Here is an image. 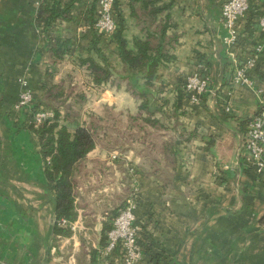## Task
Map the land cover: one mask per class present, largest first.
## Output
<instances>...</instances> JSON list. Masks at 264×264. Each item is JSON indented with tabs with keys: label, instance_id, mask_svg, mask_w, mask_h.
Listing matches in <instances>:
<instances>
[{
	"label": "crops",
	"instance_id": "crops-1",
	"mask_svg": "<svg viewBox=\"0 0 264 264\" xmlns=\"http://www.w3.org/2000/svg\"><path fill=\"white\" fill-rule=\"evenodd\" d=\"M223 1L157 0L170 7L152 18L140 1L133 12L131 0H118L128 48L136 49L134 40L145 37L146 26L158 31L167 14L168 36L177 35L172 58L148 85L142 74L126 70L114 35L91 28L98 0H78L71 20L49 28L38 23L40 0H0V264H122L119 250L105 252L104 227L134 191L145 247L139 264H264V172L257 173L243 155V122L264 107V50L249 71L254 84H231L235 67L223 42ZM251 4L264 14V0ZM262 15L250 25L248 16L240 19L239 58L262 40ZM50 34L71 41L70 54L56 66L48 53ZM95 35L99 52L90 47ZM87 56L111 63L121 85L116 78L91 87L79 61ZM48 68L56 82L73 72L86 94L76 119L66 120L61 110L60 122L72 132L88 113L108 109L127 123L140 112V93L148 95L158 120L154 127L100 133L77 174L78 217L70 236L54 234L56 182L47 177L40 137L27 124L30 112L15 107L21 78L35 103L44 102ZM201 70L210 90L196 104L183 91L184 81ZM188 133L195 134L187 139ZM166 141L175 150V167L161 151Z\"/></svg>",
	"mask_w": 264,
	"mask_h": 264
},
{
	"label": "trees",
	"instance_id": "trees-1",
	"mask_svg": "<svg viewBox=\"0 0 264 264\" xmlns=\"http://www.w3.org/2000/svg\"><path fill=\"white\" fill-rule=\"evenodd\" d=\"M78 0H54L53 2L43 1L38 9V23L47 28L53 27L58 20L67 21L72 19V8ZM140 1L141 6L146 8L145 14L156 18L160 13L169 9L170 4L157 5V0H131L132 11H135V3ZM250 7L246 13L248 16V25L251 24L254 15L263 13L256 6ZM117 28L114 32V38L118 43L120 57L125 63L126 70L135 74H142L146 78V83L152 85V80L160 64L172 58L169 53L170 47L178 41L177 35L168 36L170 24L169 14L166 15L165 21L160 24L158 31L152 32L150 27L146 26L145 37L134 40L135 50L128 48L127 39L123 33V16L120 12L118 0L115 1ZM264 15V14H263ZM96 18L91 22V28L96 33ZM100 33L101 32H98ZM153 39L157 42L154 43ZM71 41L60 35H48L47 47L50 63L54 66L59 65L70 54ZM98 35L94 36L91 42V48L100 51L97 46ZM80 64L86 66V75L89 79L88 84L91 87L100 89L109 82H115L121 85V77H116V70L109 62L100 63L92 56L80 57ZM56 72L46 70V93L43 103H34L33 108L38 109L41 105L50 107L54 110L55 116L52 119H45L40 124L31 123L29 127L34 130L40 137L42 155L46 162L47 177L56 182V200L54 210V234L70 236L72 229L70 224L78 217V211L75 203V189L77 187V174L80 170L83 160L87 154L95 147L100 133L117 128V126H138L139 129L144 127H154L158 120L155 117L154 110L151 109L150 99L147 94L140 93L141 104L140 112L131 115L128 122L122 121V116L114 110L108 109L105 114L88 113L86 119L81 125H78L72 132L69 126L61 124V110L64 111L66 120H74L78 117L79 108L86 100V94L82 89H78L77 81L74 82V73L68 71L61 81H55ZM131 80V79H130ZM130 90L135 92L131 83L127 85ZM181 96L184 92L181 91ZM187 95V94H186ZM178 104H181L179 98ZM177 104V105H178ZM260 111V110H259ZM251 120H245L244 125L249 124ZM161 125V124H160ZM163 125V124H162ZM162 127V126H160ZM246 133V132H245ZM107 133L103 134L106 135ZM184 135L183 133H181ZM195 133H188L187 139ZM161 151L166 155L170 165L175 167V150L168 141L161 147ZM119 212L115 213L117 215ZM114 215V216H115ZM63 220L67 224H62ZM264 220V219H263ZM112 227V223H106L104 227L105 236Z\"/></svg>",
	"mask_w": 264,
	"mask_h": 264
},
{
	"label": "built area",
	"instance_id": "built-area-1",
	"mask_svg": "<svg viewBox=\"0 0 264 264\" xmlns=\"http://www.w3.org/2000/svg\"><path fill=\"white\" fill-rule=\"evenodd\" d=\"M53 2L54 0H40ZM116 0H98L95 27L98 32L114 34L117 28ZM250 7V0H224L221 7V23L226 31L223 42L227 52L234 61V72L231 84L244 83L252 86L254 81L249 71L256 67L261 53L264 50V15L257 18V25L262 33V40L257 42L248 56L241 59L237 56L241 32L239 21L246 16ZM22 89L19 93L15 107L28 110L30 117L27 124L34 123L37 127L45 119H52L55 112L52 108L41 105L34 109V96L27 87L25 78L20 79ZM210 90V80L207 72H199L187 75L184 81L183 91L196 104L203 102L206 93ZM244 157L248 164L259 174L264 172V107L256 113L247 126L243 138ZM117 154L113 155L115 158ZM138 196L136 192L129 199L128 204L114 217L112 227L107 232V245L105 252L111 254L116 250L121 252L122 264H139L144 258V243L140 235V227L136 224V210ZM62 224H67L63 220ZM74 230V222L70 224Z\"/></svg>",
	"mask_w": 264,
	"mask_h": 264
},
{
	"label": "rangeland",
	"instance_id": "rangeland-1",
	"mask_svg": "<svg viewBox=\"0 0 264 264\" xmlns=\"http://www.w3.org/2000/svg\"><path fill=\"white\" fill-rule=\"evenodd\" d=\"M116 216V215H115Z\"/></svg>",
	"mask_w": 264,
	"mask_h": 264
}]
</instances>
